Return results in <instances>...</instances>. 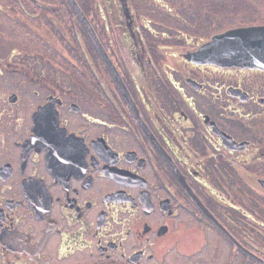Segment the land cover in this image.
<instances>
[{
    "label": "flooded vegetation",
    "instance_id": "flooded-vegetation-1",
    "mask_svg": "<svg viewBox=\"0 0 264 264\" xmlns=\"http://www.w3.org/2000/svg\"><path fill=\"white\" fill-rule=\"evenodd\" d=\"M68 1L0 0V264H264V69Z\"/></svg>",
    "mask_w": 264,
    "mask_h": 264
},
{
    "label": "rangeland",
    "instance_id": "rangeland-1",
    "mask_svg": "<svg viewBox=\"0 0 264 264\" xmlns=\"http://www.w3.org/2000/svg\"><path fill=\"white\" fill-rule=\"evenodd\" d=\"M131 2V1H130ZM138 2H136V5ZM139 5V4H138ZM162 9V14L157 15L156 18L163 19L167 23L162 24L165 26H169L172 24L174 26L175 23V15L177 12H182L181 14L185 15L186 20L182 21L183 25H186L188 28L191 27L189 32L197 31L194 30L193 26L200 27L202 24H194L195 17L201 21L204 19V25L209 28L219 29V32L212 34H220L228 29L242 27V26H251V25H264V24H250V25H242L243 23L253 22L260 23L264 22V0H141V14L145 18L149 17L153 14H160L158 11ZM169 10V11H168ZM170 12L173 17H167ZM176 13V14H174ZM180 17V16H178ZM155 18V19H156ZM186 22V23H185ZM189 24V25H187ZM236 25V26H235ZM223 29V30H222ZM220 30H222L220 32ZM216 32V31H215ZM191 37H196L195 34L191 35ZM210 37V38H211ZM169 41L165 39L164 41ZM210 40V39H209ZM206 41V42H209ZM203 42L200 44L197 49L189 54L191 57H197L199 53L200 47L206 43ZM196 52V53H195ZM195 53V55H192ZM228 66V65H225ZM230 66H238V65H230Z\"/></svg>",
    "mask_w": 264,
    "mask_h": 264
},
{
    "label": "water",
    "instance_id": "water-1",
    "mask_svg": "<svg viewBox=\"0 0 264 264\" xmlns=\"http://www.w3.org/2000/svg\"><path fill=\"white\" fill-rule=\"evenodd\" d=\"M74 8L81 16L88 31L96 39V36L80 7L75 0H70ZM97 40V39H96ZM98 41V40H97ZM105 59L111 64L107 54L99 45ZM199 59L203 57L217 56L215 62L220 64L238 65L242 67H258L264 69V25L242 26L228 29L220 34L213 35L209 42L204 43L199 49ZM222 57L223 60L219 59ZM214 61V60H213ZM96 264H116L115 262Z\"/></svg>",
    "mask_w": 264,
    "mask_h": 264
},
{
    "label": "trees",
    "instance_id": "trees-1",
    "mask_svg": "<svg viewBox=\"0 0 264 264\" xmlns=\"http://www.w3.org/2000/svg\"><path fill=\"white\" fill-rule=\"evenodd\" d=\"M68 1V0H67ZM69 2V1H68ZM72 8V7H71Z\"/></svg>",
    "mask_w": 264,
    "mask_h": 264
}]
</instances>
